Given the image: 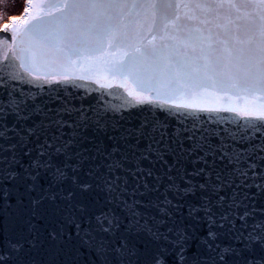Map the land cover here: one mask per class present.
I'll use <instances>...</instances> for the list:
<instances>
[{"label": "snow or ice", "instance_id": "1", "mask_svg": "<svg viewBox=\"0 0 264 264\" xmlns=\"http://www.w3.org/2000/svg\"><path fill=\"white\" fill-rule=\"evenodd\" d=\"M220 10L233 26L222 59L204 55L202 47L204 62L196 66L167 52L168 42L181 34L189 37L183 47L195 52L192 32L201 33L195 39L208 49L215 42L228 45L219 34L213 41L211 28L204 36L191 24H211ZM2 30L11 32L13 44L0 38L8 61L0 68L6 96L0 99V201L16 195L29 215L20 225L21 235H28L0 248V264H32L33 250L45 243L54 253L50 264H264V255H258L264 252V220L255 221L257 210L249 208L250 193L244 191L253 187L248 179L256 177L257 165L248 163L252 150L237 151L225 142L240 143L250 138L249 131L264 130V0H26L23 15ZM9 54L24 75L5 71L12 67ZM55 66L63 69L61 81L122 88L130 102L149 108L151 117L134 116L123 103L104 107L103 114L91 108L89 115L58 94L45 98L34 82L50 83ZM225 83L237 90L242 105L234 106L233 96L218 88ZM221 101L229 106L200 107ZM173 109L234 112L249 123L239 141L229 133L214 145L216 134L207 129L169 131L156 113L185 115ZM157 165L162 175L154 172ZM128 175L143 184L130 190ZM164 179L162 199L145 204L134 198L159 192ZM255 188L264 197V182ZM93 205L98 211L89 210ZM34 219L47 221L43 230Z\"/></svg>", "mask_w": 264, "mask_h": 264}, {"label": "water", "instance_id": "2", "mask_svg": "<svg viewBox=\"0 0 264 264\" xmlns=\"http://www.w3.org/2000/svg\"><path fill=\"white\" fill-rule=\"evenodd\" d=\"M26 6V0L23 2V7L21 12L18 15L10 16L5 22H2L0 24V38H7L8 44L12 45L13 41L10 39L11 32H5L3 31V26L5 24H9L13 17H21L24 12V8ZM221 16L218 20H213L211 24L203 25L199 22V20H193L191 22L193 28H200L201 32L204 36L209 35V33L206 31V29L211 28V35L213 37V41H217V34H219V40H227L228 45L221 44L219 42L213 43L212 49H208L206 43H202L200 40L195 39V37L199 36L201 33L192 32V43L195 44L196 51L194 52L191 47L185 49L183 47V44L186 40L189 39L188 34H181L180 38L176 41H169L170 47L167 49V52L171 55H173L178 60H185L187 59L189 65H202L203 59L201 58V48L204 49V55L211 56L213 60L216 58H223L224 53L222 49L225 46H231L232 40L231 35L233 31V26L228 25L227 21L223 18L225 10H220ZM34 14V12H33ZM233 16H235V13H233ZM208 19L212 20V17L209 16ZM219 23L221 25H224L220 28H217L215 25ZM238 23H242V21H238ZM128 32L131 34L133 30V25L129 23L128 25ZM17 47L19 46V41L16 42ZM5 48L3 44H0V68L3 67L4 64H6L8 61H6L2 55ZM179 50V51H178ZM9 59L11 60L12 67L9 69H6L5 71H11L17 75H24L23 70L19 67V61L14 60L11 58V54H9ZM44 71H49V69H44ZM52 74L55 76V79H53L50 83H45L43 81H35L34 83H37L41 85L44 89V96L47 98L48 95H59L62 99L69 100L70 107L74 108H80L81 106L83 109L88 112L89 115H93L89 109L96 108L103 114V109L106 106H113L117 104H125L128 107H131L133 109L132 114L134 116L143 117L144 115H149L151 117V110L147 107H144L143 109L141 106L136 105L134 102H130L127 98L126 93L122 88H112V89H106V88H100L99 85L92 83L90 80H71V81H61L59 79V74L63 72L62 68H59L58 66H55L53 69H51ZM25 79H30L27 76H25ZM197 82L201 81V77H196ZM206 82V81H204ZM75 85H80V88H76ZM18 88H23L25 92H36L38 93L40 91V88H30L26 85H17ZM223 87L227 90L229 95L233 96L232 104L235 105H242V101H237L235 99V92L236 89L229 88L227 83L224 85L218 86V88ZM217 94H221L219 91H217ZM153 98H155V93L151 94ZM121 97H124V100H121ZM0 99H6L4 89H0ZM228 103L226 101H221L218 104H202L200 105L201 108L204 107H228ZM153 108L156 107V105L152 106ZM173 111H180L185 113L184 116H176V117H169L165 113H159L157 112L156 115L160 117L162 121H164L168 125L169 131H176L181 130L184 128L188 129H199L200 131H203L207 129L209 132L215 133L212 137L211 142L214 145H218L221 139H224L226 137H229V133H235L237 140H240V137L244 135L242 132V126L249 123V118H245L242 116H238L234 112H227V111H220V112H208V111H198L194 109H173ZM124 115H127L128 113H123ZM109 117L113 116V113H108ZM119 118L118 116L116 117ZM210 121H212L210 123ZM135 122V121H134ZM9 123L11 121L9 120ZM65 132H68L70 134L69 129H65ZM247 135L250 137L248 140H244L240 143H234L230 138L226 139L225 142L232 144L233 147L236 148L237 151L244 150L245 152H248L249 150H252L251 158L248 160L249 164H256L257 167L255 169L257 175L253 179L252 176H249L248 183L252 184L253 187L251 189H244V191H248L250 193L251 202H249V208H255L256 211V222H261L264 220V197H261L259 191L255 188L256 184L264 182L262 180V176H264V160L261 159V157H264V151H261V147H264V130L257 133L255 130H251L247 133ZM67 138V136L65 137ZM200 138V132H197V139ZM190 142H185V147H189ZM141 149L145 147V145L141 144ZM231 150V149H230ZM166 160L171 163L172 157H167ZM189 172L192 171L191 165H185ZM148 165L145 164V169H147ZM243 167H247V165H243ZM128 168H133V165H128ZM164 169L161 167V165H157L154 172L156 174H163ZM127 172H122L121 175H126ZM175 176V173H173ZM128 178V188L131 190L137 183L143 184L144 179H141L139 181L134 180L131 175L127 176ZM146 178V177H145ZM148 183L150 185H155L156 181L149 179ZM177 183H180L179 179L177 178ZM168 184V180L164 179L163 182L159 185V192L153 191L149 194L148 197H142L137 195L134 197L135 199H139L147 203L148 199H153L156 196H160L162 199V194L165 193L166 187ZM9 188L11 185H7ZM69 187V185H65V188ZM20 191H23L22 189ZM143 191V189H141ZM33 196H36L37 193H33ZM170 195V194H169ZM131 197V191L126 195V199ZM25 199V203H26ZM101 198V203H102ZM139 207L140 211H146L144 207ZM4 209H7L6 211ZM99 209V205H93L90 206L91 212H96ZM148 211H154V210H148ZM240 211H243V209H240ZM29 212L27 209L22 208L18 203V197L16 195L11 196L6 201H0V248L6 249L9 245V241H14L17 239L22 240L23 236H27V232L25 231L23 233V236L21 235V229L20 225L23 222V220H26L28 218ZM182 217L180 214L176 215L177 223L181 221ZM252 221L250 220L249 223ZM33 223L38 224L41 230H43L44 225L47 223V221L34 219ZM50 226V225H49ZM208 225H204L200 230L206 231ZM237 227H241V224L238 222ZM225 243H228V241H225ZM27 248L28 245H25ZM258 255H264V252L259 253ZM32 264H50V262L54 259V253L50 245L45 243L42 248L38 250H33L32 255ZM64 259H67L66 257ZM60 264H63V261H60Z\"/></svg>", "mask_w": 264, "mask_h": 264}, {"label": "rangeland", "instance_id": "3", "mask_svg": "<svg viewBox=\"0 0 264 264\" xmlns=\"http://www.w3.org/2000/svg\"><path fill=\"white\" fill-rule=\"evenodd\" d=\"M24 0H0V24L10 16L18 15L23 7Z\"/></svg>", "mask_w": 264, "mask_h": 264}]
</instances>
